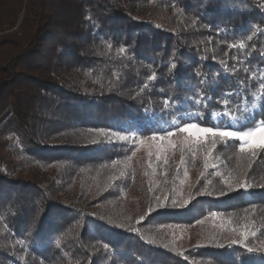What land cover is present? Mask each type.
<instances>
[{"label":"trees","instance_id":"trees-1","mask_svg":"<svg viewBox=\"0 0 264 264\" xmlns=\"http://www.w3.org/2000/svg\"><path fill=\"white\" fill-rule=\"evenodd\" d=\"M262 77L264 0H0V264H264V148L176 128Z\"/></svg>","mask_w":264,"mask_h":264},{"label":"snow or ice","instance_id":"snow-or-ice-1","mask_svg":"<svg viewBox=\"0 0 264 264\" xmlns=\"http://www.w3.org/2000/svg\"><path fill=\"white\" fill-rule=\"evenodd\" d=\"M109 47H111L109 45ZM233 47H239L243 49L245 47L244 41H240L238 45L234 44ZM120 52H124V49L121 48ZM173 68H175V65H172ZM255 79V76L252 77ZM149 80L155 79V73L153 72L149 77ZM264 80V77L261 78ZM145 87H147V84H145ZM261 90V94L257 95L255 93L252 94L251 98V107H246V104L248 101L245 98H241V102L237 105V108L240 110L241 113H252L257 107L264 106V83H261L257 86ZM199 102V101H195ZM223 102V108L224 110L220 113V115L223 117H226L230 123L224 126H214V127H202L198 123H194L191 121L184 122L182 124H177L176 128L177 131L183 132L189 135H192L195 133L194 136L197 140H206L208 137L212 138V144L214 145L216 142V139L219 138L223 142H227L229 139L239 141V151L245 152L249 151L250 153L254 154L256 148H264V120H254L251 115L248 116L247 124H242L241 119L242 117H238L235 112L228 107L230 100L227 98H222ZM260 102V103H257ZM213 117L217 115L216 113L211 114ZM175 123V122H174ZM202 134V135H201ZM167 136H173L175 133L173 131H168L166 133ZM260 136L261 139L259 142L257 141V137ZM122 140L128 139V137H120ZM152 139H156L155 136L152 137ZM142 142V141H141ZM210 183V181H208ZM225 183H228L226 180ZM239 187H243L247 189L248 187H251V185L238 182ZM229 187H232V185H229ZM223 195L224 193H220ZM173 205H175V201H173ZM151 211V209H149ZM212 216H216L217 213H211ZM235 231V229H233ZM240 235L243 237V239L246 241L249 237V235L255 237L256 232L250 228L245 227L244 230L240 232ZM231 243L236 244L240 243V241L233 239ZM261 246L264 247V241H261ZM248 252L257 251L259 249L249 247L247 244L243 245ZM105 247H107L105 245Z\"/></svg>","mask_w":264,"mask_h":264},{"label":"rangeland","instance_id":"rangeland-1","mask_svg":"<svg viewBox=\"0 0 264 264\" xmlns=\"http://www.w3.org/2000/svg\"><path fill=\"white\" fill-rule=\"evenodd\" d=\"M155 12L156 13H159L160 12V10L159 9H157V8H155ZM187 135H189V134H187ZM196 134L195 133H193L192 135H189V137H191V139H193L194 138V136H195ZM202 135V134H201ZM195 139V138H194ZM261 139V137L260 136H258L257 137V141L259 142V140ZM175 144L173 145V144H166L165 146H161V148L162 147H164L163 149L165 150L166 149V147H172L173 149L175 148ZM153 148V149H155V151H157L160 147H158V145H154V143H151V142H148V143H146L145 144V150L149 153V149L150 148ZM257 149H261V148H256L255 150H257Z\"/></svg>","mask_w":264,"mask_h":264}]
</instances>
